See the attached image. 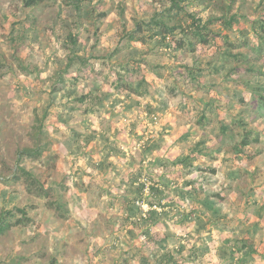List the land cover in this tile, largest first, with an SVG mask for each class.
Segmentation results:
<instances>
[{
    "label": "rangeland",
    "instance_id": "obj_1",
    "mask_svg": "<svg viewBox=\"0 0 264 264\" xmlns=\"http://www.w3.org/2000/svg\"><path fill=\"white\" fill-rule=\"evenodd\" d=\"M0 216V264H264V0H0Z\"/></svg>",
    "mask_w": 264,
    "mask_h": 264
},
{
    "label": "trees",
    "instance_id": "obj_2",
    "mask_svg": "<svg viewBox=\"0 0 264 264\" xmlns=\"http://www.w3.org/2000/svg\"><path fill=\"white\" fill-rule=\"evenodd\" d=\"M38 1H40V0H26V4L27 5H32V4H34V3H36V2H38ZM156 22V24L158 25V26H164V28L163 29H161V30H159L161 33H168V32H172L173 30H174V27H171V26H168L165 22H162L161 20H155ZM206 29V27L205 26H202V27H200V26H197V28H196V30L194 31V33L199 37V38H201V40H203V41H205L206 40V37H205V35H204V30ZM159 32V33H160ZM178 46L179 47H183L184 46V43H178ZM190 46H193L192 45V43L190 42ZM193 48V47H192ZM256 140H258V138L256 139ZM36 152V151H35ZM31 177L35 180V178L31 175ZM4 219L0 216V232H2V231H4V229H5V226H7L6 224H4V221H3Z\"/></svg>",
    "mask_w": 264,
    "mask_h": 264
}]
</instances>
